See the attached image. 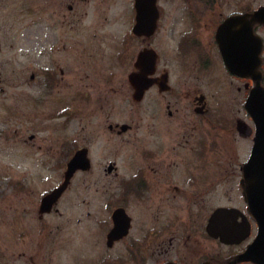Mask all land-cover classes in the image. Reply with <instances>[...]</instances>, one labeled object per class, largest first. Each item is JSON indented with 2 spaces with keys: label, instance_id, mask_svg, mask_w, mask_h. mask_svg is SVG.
Listing matches in <instances>:
<instances>
[{
  "label": "flooded vegetation",
  "instance_id": "flooded-vegetation-1",
  "mask_svg": "<svg viewBox=\"0 0 264 264\" xmlns=\"http://www.w3.org/2000/svg\"><path fill=\"white\" fill-rule=\"evenodd\" d=\"M37 1V9L47 11L53 19L44 26L42 38L48 51L44 53L55 56L61 49L59 38L74 59L65 69L53 58L47 67L40 66L31 74V81L38 82V94L31 111L14 103L12 111L21 119L11 134L19 135L24 144L39 140L41 88L54 93L65 86L71 90L70 102L54 115L49 112V119L53 115L52 119L64 121L99 122L100 127L104 123L113 137L134 145L133 163L128 168H121L118 157L106 167L108 173L116 172L115 188L108 190L102 212L92 225L102 246L116 252L100 257L95 264H254L240 260L261 230L248 212L242 186L243 167L250 155L238 164L231 162L232 151L225 163L216 164V156L224 154L225 142L232 140L234 130L240 135H255L247 102L253 89L264 90V0H128L127 9L123 5L125 12L114 19L110 14L115 13L117 3L120 7V0ZM114 22L119 26L116 32ZM39 32L41 35L42 30ZM112 34L116 41L110 45L107 40ZM106 58L114 67H104ZM250 59L257 61V79L245 74ZM237 60L242 62L239 74ZM126 63L122 74L120 66ZM234 85L243 93L239 107L234 103L238 100L225 103L221 97ZM125 89L123 114L130 111L117 120L115 116L123 114L113 101ZM214 90L216 96L210 95ZM1 93L4 95V87ZM141 107L145 108L150 132L160 120L164 135H125L136 123L142 124V116L135 122ZM25 118L29 119L26 123ZM1 134L4 136V131ZM133 137L136 142H132ZM82 139L85 141L74 137L65 142L64 163L50 164L61 174L60 181L37 200L26 178L9 180L5 190L2 180L1 209L4 198L32 197L28 202L35 209L39 230V240L30 245L31 230L25 226L16 230L18 244L27 245V251H10L14 263L19 259L22 264L64 263L62 257L59 262L55 257L59 252L57 239L49 243L41 239L42 233L53 235L56 226L48 217L58 213L75 180L94 169L93 145ZM80 150L86 151L89 162L74 173L51 210H42L43 198L64 182L69 164ZM115 152L118 156V150ZM123 170L128 172L121 173ZM231 170L237 175L233 193L238 203L216 205L217 181L229 184L227 172ZM230 196L231 191L227 198L232 202ZM221 209L232 215L218 224L214 216ZM24 210L20 219L25 221ZM218 246L225 247V256H218ZM73 251L67 255L70 264H88L83 243ZM259 253V264H264V245Z\"/></svg>",
  "mask_w": 264,
  "mask_h": 264
},
{
  "label": "rangeland",
  "instance_id": "rangeland-1",
  "mask_svg": "<svg viewBox=\"0 0 264 264\" xmlns=\"http://www.w3.org/2000/svg\"><path fill=\"white\" fill-rule=\"evenodd\" d=\"M37 2V0H0V186L3 179L5 190L9 180L26 178L33 185L36 192L34 197L37 200L38 195L42 196L43 193L53 188L60 181L61 174L59 175L58 171L55 172L50 164L55 161H57V164L64 163L65 142L74 137L81 140L86 138L93 145L94 169L91 173L79 176L75 180L66 197L58 206V213H53L48 217L51 224L56 226L53 235L49 237L48 234L42 233L41 240L49 243L57 239L59 252L56 253L55 257L58 262V258L62 257L64 262L62 264H66L65 261L70 264L71 260L67 258V255L71 252L74 253L73 249L80 248L83 243L85 254L88 257V264H95L100 257L112 256L116 252V250H107L102 246V240L92 225L97 214L102 212V203L108 190L115 188L116 172L108 173L106 167L110 160L118 157L121 168H128L133 163L130 158L133 156L134 150L131 151V147L134 149V145L128 144V140L123 141L122 137H113V134L111 135L106 130L104 123L100 127L99 122L79 121L78 119L64 121L63 118L52 119L55 112L70 102L71 90L65 86L60 87L54 93L41 88L39 94L42 101L41 134L38 135L39 140L34 142L35 145H33L34 143L24 144L21 142L19 135L11 134V131H14L17 127V121L21 119L12 111L14 103L17 101L27 111H31L34 97L38 94V82L31 81V74L40 66L42 68L47 67L53 58H55L57 64L65 69H67L68 63L74 59L69 50L62 48L63 42L59 38L57 45L61 49L58 53L55 56H52V53H44V51L48 52L47 43L42 38L45 37L44 26L50 21L52 22L53 19L47 11L41 12L37 9ZM119 3L120 7L117 3L115 13L111 12V19L122 16L125 12L123 5L127 9L128 0H120ZM112 24L116 32L119 26L116 22ZM41 30L40 35L39 31ZM111 37L112 39H108L107 42L113 45L116 39L113 34ZM44 46L45 48H43ZM40 49H42L41 52ZM109 59L103 60V65L106 68L114 67L113 61ZM126 65L127 63L120 66L122 74L125 73L122 68H125ZM1 87H4V95L1 93ZM228 90V92L221 93L223 101L228 103L233 98L234 101H239L234 102L238 103L239 107L243 99V93L238 92L235 85L232 88L229 87ZM126 92H128L127 89L119 92L115 101H113L122 114L124 109L123 100L125 101L123 95ZM213 93L216 96L215 90L209 94L212 95ZM217 99L219 98H215L214 101ZM219 108L220 105L216 104L215 109L217 112L222 110ZM138 110L141 115L135 119V122L140 120L139 118L142 116V124L136 123L134 125L136 128L125 135H164L165 131L161 128L163 124L160 123V120H157V127L150 132L145 108L141 107ZM129 111L124 110V114H118L115 119L120 118L122 120L121 118ZM49 112H53L51 119H49ZM238 115L243 118V114ZM27 120L29 119L25 118L23 122L26 123ZM245 122L252 128L249 119ZM2 131H4V136L1 134ZM125 137L129 138L130 136ZM253 138V133L240 135L234 130L232 140L225 142L226 150L224 154L219 157L216 156V164L223 163L231 151V162L234 164L248 158ZM53 142H55L54 148L51 147V150H48L47 147ZM132 142H136L134 137ZM40 145L42 148L39 149ZM116 150H118V156H116ZM237 161L239 162L237 163ZM122 172H128V170ZM227 173L230 175L229 178L227 177V180H230L229 184L222 183L221 179L217 181V192L214 198V204L216 205L238 203L236 202L238 201L235 195L236 192L233 193L237 175L233 170ZM219 174L217 172V175ZM229 191L232 193V196H230L232 202H229V198H227ZM29 198L32 197L18 195L8 199L4 198V209H1L0 206V264H22V259L21 261L18 260L19 263H14L10 251L17 253L18 251L21 252L22 248L27 251V245L39 240L35 209L33 211L30 201L28 202ZM24 209H27V213L24 212L27 217L25 221L20 219L23 215L22 212L25 211ZM88 211L91 212L90 216L87 215ZM22 226L33 233L30 241L23 247L18 244L16 235V230L21 229ZM183 236L186 237V234ZM217 253L218 256L227 254L225 247L222 246L217 247Z\"/></svg>",
  "mask_w": 264,
  "mask_h": 264
},
{
  "label": "water",
  "instance_id": "water-1",
  "mask_svg": "<svg viewBox=\"0 0 264 264\" xmlns=\"http://www.w3.org/2000/svg\"><path fill=\"white\" fill-rule=\"evenodd\" d=\"M257 61L250 59L248 64V71L245 74L249 77L257 79ZM238 67V74L242 72L240 60L236 61ZM241 70V71H240ZM264 90L257 87L252 90L248 99L247 107L256 123V137L254 139V147L251 157L243 168L244 180L242 182L244 194L249 206L250 213L254 216L261 226L260 233L242 258V260H252L255 263L261 262L259 248L264 245ZM85 150H80L69 164L65 182L47 195L42 202V210L50 211L52 206L58 202L62 194L66 191L70 184V180L74 173L83 169L88 163ZM88 166V165H87ZM232 212L226 210H218L214 216V220L221 222L223 218L230 217ZM260 257V259H259Z\"/></svg>",
  "mask_w": 264,
  "mask_h": 264
}]
</instances>
